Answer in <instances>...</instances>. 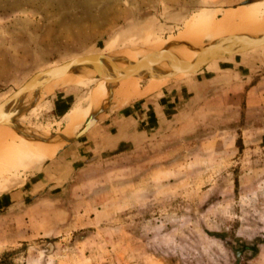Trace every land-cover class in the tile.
<instances>
[{"label":"rangeland","instance_id":"rangeland-1","mask_svg":"<svg viewBox=\"0 0 264 264\" xmlns=\"http://www.w3.org/2000/svg\"><path fill=\"white\" fill-rule=\"evenodd\" d=\"M251 1L0 0V103L37 72L94 52L115 60L157 50L183 38L194 15L221 8L217 20ZM74 75L41 97L68 84L59 88L74 98L67 109L91 99L88 117L105 118L94 110L104 77ZM120 82L104 90L113 96L130 78ZM163 92L150 119L148 96L112 102L110 112L140 111L97 155L57 149L38 167L0 175V264H264V45L167 79L151 96ZM27 108L11 105L1 118L20 117L15 129L32 139L60 135ZM10 138L2 144L18 143Z\"/></svg>","mask_w":264,"mask_h":264},{"label":"bare ground","instance_id":"bare-ground-1","mask_svg":"<svg viewBox=\"0 0 264 264\" xmlns=\"http://www.w3.org/2000/svg\"><path fill=\"white\" fill-rule=\"evenodd\" d=\"M251 2L242 6L239 5L237 8H226L223 15L219 16L217 20L215 19V15L219 13L218 11L221 8L217 10L208 9L207 11L200 12L191 18L190 24H194V26H187L185 28L183 38L176 36L171 37L168 40L161 41L157 50L117 56L114 61H117L116 63H119V66L123 67V69H127L129 72V76L127 78H130V82L128 86L127 84H123L119 90L114 92V97L108 95L109 92L104 89L116 87L122 84V82H120L121 79H127L126 77L122 78L117 75L115 72L116 70H113L114 68L108 74H105L101 71V69H105L106 66H99L97 61H94L82 73L72 77L77 79L87 75L94 76L96 73H98L101 77H104L101 78L104 82L94 89V94H97L94 110L96 108H102L103 115H107L108 112L111 111L110 109H112V102H116V108L123 107L128 103L130 104L132 100L148 96L158 90L163 85V82H165L164 79L153 77L144 85L141 84V81L143 80L142 77L146 75L144 70V60L142 57L148 52L152 55L155 63L153 71L168 72L172 70V65L176 62H193L195 58L203 50H206L207 46L215 39H226L239 35H248L258 38L259 36L264 35V14L262 15L261 13L262 8L264 7V0H252ZM209 13L211 14L208 17ZM260 14L262 17L261 20L258 18ZM208 52L217 54L219 50L213 47L210 48ZM65 71L66 69L62 68L60 65L45 71L37 72L28 81L24 92H37L39 94L38 96L41 97L47 93V88L56 84L59 79L61 80L62 77L70 76L68 73L59 77ZM123 86H126L128 89V95L125 98H122L119 95L124 89ZM38 89H40V92L37 91ZM102 101H104L103 107L101 104ZM90 108H92L91 99L88 100L84 109L83 106H74L63 118V125L59 129L60 135L58 134L57 136L53 135L49 137L44 135V138L37 139H32L31 135H29L26 131L23 132V130L21 131L24 135H21L22 133H18L20 130L15 129L16 127L13 122L19 120L20 117L18 118L14 113H12L10 114L11 116H9V119L4 120L1 118L2 114H0V118L2 119L0 122V175L15 169L19 170L34 166L38 167V165H41L46 160L54 157L57 149L59 151L63 147L64 140H70L76 136V134H78V132L90 119L88 117ZM97 113L99 114L100 112ZM100 114L102 115V112ZM14 132L17 133L13 136ZM43 132L44 131H42V133ZM39 133L41 132L39 131L38 134ZM9 136L15 143L16 141L18 143L16 145L11 143L5 145L2 144L1 141ZM56 146L59 147L56 148Z\"/></svg>","mask_w":264,"mask_h":264},{"label":"water","instance_id":"water-1","mask_svg":"<svg viewBox=\"0 0 264 264\" xmlns=\"http://www.w3.org/2000/svg\"><path fill=\"white\" fill-rule=\"evenodd\" d=\"M264 45V35L259 36L258 38H254L248 35H239L236 37H230L226 39H218L214 40L207 46L206 50H203L193 62L184 61V62H176L172 65V70L170 72H154L153 67L155 65L154 60L150 52H148L145 56L142 57L144 60V70L146 75L144 78H158V79H171L181 74H194L199 72L202 68L209 66L214 61H220L231 56H234L239 53H243ZM217 48L219 52L217 54L210 53L208 50L210 48ZM110 52L107 53H89L83 56L75 57L68 62L61 65L62 68H65L66 71L61 74L59 77L64 76L66 74L74 75L77 72H80V68L86 67L90 65L92 62L97 61L99 66H103L107 64L109 68H114L118 70L119 76L122 78H127L129 76V72L127 69H123V67L119 66L117 61H114L112 55L110 56ZM79 69V71H76ZM58 77V78H59ZM162 80V81H164ZM27 85V84H26ZM25 86L18 89L14 93H12L8 98H6L3 102L0 103V114H2L5 110L9 109L11 105H28V108L39 105L42 103L44 99H46L49 95L53 94L59 88L67 86L61 85L57 87L50 94L39 98V94L30 95V93H25ZM100 120V115L91 117L83 128L76 134V138L82 136L86 133L92 126H94ZM68 143V142H67ZM66 142H64V147L67 146Z\"/></svg>","mask_w":264,"mask_h":264},{"label":"crops","instance_id":"crops-1","mask_svg":"<svg viewBox=\"0 0 264 264\" xmlns=\"http://www.w3.org/2000/svg\"><path fill=\"white\" fill-rule=\"evenodd\" d=\"M68 93L69 92L67 90H57L53 94L49 95L46 99H44L39 105L27 108L25 116L31 111L40 109L43 119L42 121H37L36 123L43 124L52 133L59 131L60 128L57 126L63 125V118L70 111L69 109H67L68 105L66 106L64 103H69V101L73 102L74 99H70ZM54 94L57 96H55ZM166 96L167 92L159 94L158 97L154 95L151 96V94H149L148 98H146L149 102L147 104L149 106V110H144V106V114H142V117L150 119V111L155 109V104L151 105V101H156V99L163 101ZM138 109L139 108H137L136 106H132V108L112 110V112L107 114V118H101L86 133L78 137L74 142H71L69 145L65 146L64 148H61L58 151L59 153L56 152V154L58 153L59 157L68 158L67 156H71L72 154L76 153L75 156H77L79 159H81L82 157L88 159L93 155H97L98 150H100L102 147L109 146L111 140L113 139L112 136H116V133L121 131L122 126L130 125L132 123L131 121H134L136 110ZM7 115L10 116V113ZM5 117L6 116H4V118ZM128 121H130V123H128ZM49 165L50 162H48L46 167H49Z\"/></svg>","mask_w":264,"mask_h":264}]
</instances>
